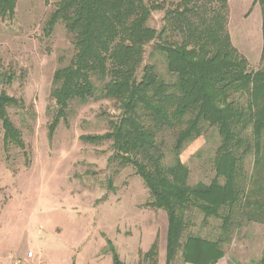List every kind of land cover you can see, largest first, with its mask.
I'll return each mask as SVG.
<instances>
[{
	"label": "rangeland",
	"instance_id": "obj_1",
	"mask_svg": "<svg viewBox=\"0 0 264 264\" xmlns=\"http://www.w3.org/2000/svg\"><path fill=\"white\" fill-rule=\"evenodd\" d=\"M58 1L18 0L13 17L0 20V92L21 103L7 111L25 149H6L0 124V264H114V256L120 264H151L147 255L153 245L154 264H165V212L147 206V188L131 165L120 166L111 158L109 141L81 140L110 132L121 114L119 104L110 99L73 101L66 119L49 134L55 115L52 77L75 52L73 37L62 23L45 34ZM143 1L160 4L147 22L157 32L165 25L166 12L182 5V0ZM252 2L227 0L224 15L232 46L246 59L248 71L255 72L264 70V62L261 14ZM165 39L177 37L169 32ZM156 43L144 46L137 77L145 66H152L159 79L172 83L174 76L167 72L165 56L154 49ZM230 100L245 104L246 96L233 94ZM157 141L162 144L163 165L169 166L174 159L172 131L165 130ZM219 144L217 131L207 124L200 136L184 144L179 159L188 169L189 186L211 182ZM253 160L249 155L243 161L241 181L247 190L259 191L252 199H263L264 178L257 180ZM247 210L236 209L223 245L224 258L216 264H256L261 258L264 224L249 221ZM184 219L182 241L187 236H225L220 219L204 218L196 209L187 210ZM175 264H182L180 253Z\"/></svg>",
	"mask_w": 264,
	"mask_h": 264
},
{
	"label": "trees",
	"instance_id": "obj_2",
	"mask_svg": "<svg viewBox=\"0 0 264 264\" xmlns=\"http://www.w3.org/2000/svg\"><path fill=\"white\" fill-rule=\"evenodd\" d=\"M18 0H0V20L14 15ZM182 5L165 14V25L157 32L147 22L158 3L143 0H59L45 24L49 36L62 23L73 37L74 55L67 66L52 77L50 97L55 115L49 124L53 134L65 120L73 101L115 100L121 109L110 132L81 136L83 142L109 141L112 159L120 166L131 165L147 188L148 207L165 212L168 221L165 264H216L224 258L226 234L235 211L248 209L249 221L264 224V198L253 194L241 181V165L253 155L257 180L264 178V70L248 71L247 61L232 46L225 25L227 0H205ZM219 4L218 7H211ZM261 14L264 62V0H253ZM177 39H165L168 33ZM157 41L154 49L165 56L172 83L158 78L143 62L144 46ZM246 96L245 104L230 100ZM21 103L0 92V124L3 145L24 152L19 130L8 108ZM203 124L214 128L220 138L213 160L214 177L209 184H187L188 169L179 159L184 144L200 136ZM165 130L174 136V159L163 165L162 144L157 137ZM110 159V161L112 160ZM222 180V182L220 181ZM204 218L221 220L225 236L216 240L187 236L183 241L189 209ZM244 212V211H243ZM155 263L156 246L148 255ZM114 264H120L114 256ZM256 264H264V250Z\"/></svg>",
	"mask_w": 264,
	"mask_h": 264
}]
</instances>
